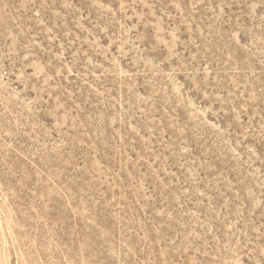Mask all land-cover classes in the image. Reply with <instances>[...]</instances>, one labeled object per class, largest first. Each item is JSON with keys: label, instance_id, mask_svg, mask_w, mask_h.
<instances>
[{"label": "rangeland", "instance_id": "374dc122", "mask_svg": "<svg viewBox=\"0 0 264 264\" xmlns=\"http://www.w3.org/2000/svg\"><path fill=\"white\" fill-rule=\"evenodd\" d=\"M0 264H264V0H0Z\"/></svg>", "mask_w": 264, "mask_h": 264}]
</instances>
